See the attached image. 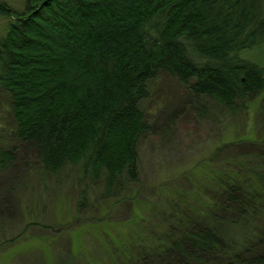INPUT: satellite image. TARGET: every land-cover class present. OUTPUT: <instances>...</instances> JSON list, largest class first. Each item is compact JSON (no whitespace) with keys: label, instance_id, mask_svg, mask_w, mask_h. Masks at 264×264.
<instances>
[{"label":"trees","instance_id":"16d2710c","mask_svg":"<svg viewBox=\"0 0 264 264\" xmlns=\"http://www.w3.org/2000/svg\"><path fill=\"white\" fill-rule=\"evenodd\" d=\"M0 14V93L20 145L0 139V176L23 162L43 179L72 167L79 211L95 187L109 201L139 185L143 105L161 73L232 115L264 93V67L244 56L264 44V0H28ZM239 153L224 170L198 169L214 171V188L207 177L195 194L162 190L157 229L118 264H264V141ZM16 180L0 187V210Z\"/></svg>","mask_w":264,"mask_h":264},{"label":"rangeland","instance_id":"374dc122","mask_svg":"<svg viewBox=\"0 0 264 264\" xmlns=\"http://www.w3.org/2000/svg\"><path fill=\"white\" fill-rule=\"evenodd\" d=\"M27 1L0 0V5L14 14L24 12ZM6 30L7 20L0 14V36ZM244 56L264 67V44ZM193 101L174 76L161 73L152 82L143 105L151 129L138 146L141 180L121 198L102 200L95 187L79 211L81 189L72 167L43 179L38 164L23 162L17 171L0 176V187L16 179L19 186L16 195L10 194L9 206L0 210V264H118L126 244L137 237L146 242L151 229H157L166 199L162 190L173 185L195 194L196 183L207 177L214 188V171L209 175L204 166L224 170L241 149L264 141V93L243 100L246 107L237 115L212 98ZM8 113L7 96L0 93V139L18 147ZM225 148L214 158L217 149Z\"/></svg>","mask_w":264,"mask_h":264}]
</instances>
